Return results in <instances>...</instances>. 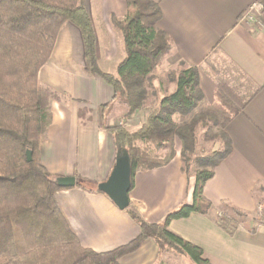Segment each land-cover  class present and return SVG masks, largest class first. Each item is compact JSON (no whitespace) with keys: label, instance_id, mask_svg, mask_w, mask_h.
I'll list each match as a JSON object with an SVG mask.
<instances>
[{"label":"crops","instance_id":"obj_1","mask_svg":"<svg viewBox=\"0 0 264 264\" xmlns=\"http://www.w3.org/2000/svg\"><path fill=\"white\" fill-rule=\"evenodd\" d=\"M151 1L161 12L156 26L172 45L164 59L177 57L199 70L205 103H214L219 76L235 86L246 102L225 128L230 153L204 185L209 211L171 221L168 230L200 248L209 264H264V224L257 219L258 207L264 206V0ZM255 3L261 7L243 21V14ZM82 4L92 24L98 67L115 74L125 52L111 18L125 17L126 0H82ZM84 67L80 31L67 23L37 74L41 87L60 96L50 104L51 122L40 142L39 159L55 179H75L73 188L55 194L58 208L80 245L102 254L139 234L126 212L97 191L118 154L109 129L121 125L128 107L113 99L112 88L101 78L87 75ZM193 187L194 177L182 174L180 156L175 153L163 167L134 175L129 208L146 223L159 224L169 213L192 203ZM118 264L191 263L171 251L159 254L155 243L147 240Z\"/></svg>","mask_w":264,"mask_h":264},{"label":"trees","instance_id":"obj_2","mask_svg":"<svg viewBox=\"0 0 264 264\" xmlns=\"http://www.w3.org/2000/svg\"><path fill=\"white\" fill-rule=\"evenodd\" d=\"M126 6L123 19L111 18L122 36L125 57L115 74H107L98 67L96 40L82 0H0V264H118L147 240L155 243L159 254L171 251L191 264H209L200 248L174 235L168 226L171 221L209 211L211 205L203 196L204 185L230 153L225 128L243 111L246 102L227 99V105L222 103V109H227L220 110L216 117L219 133L210 136L220 147L194 157L195 128L201 120L197 112L208 113L207 108L203 109L197 68L181 62V69L168 75L175 85L174 92L161 99L137 131L127 132L121 125L109 129L116 152L128 153L131 189L137 172L163 167L174 158L175 140L181 144L182 174L194 177L192 203L169 213L162 223H146L129 207L124 210L139 228L138 236L128 244L102 254L83 248L55 199V194L64 189L55 185V178L40 163V142L51 122L50 104L60 100V96L41 87L37 74L49 60L63 25L78 28L84 47V72L101 78L112 88L113 99L126 103L125 118L142 107L147 95L144 83L162 58L172 52V45L156 26L161 18L156 3L126 0ZM218 95L222 97L220 92ZM177 115H190L191 119L185 125H176L173 117ZM149 145L163 148L169 155L156 159ZM27 151L31 152L30 162L26 160ZM77 187L83 189L84 185Z\"/></svg>","mask_w":264,"mask_h":264},{"label":"rangeland","instance_id":"obj_3","mask_svg":"<svg viewBox=\"0 0 264 264\" xmlns=\"http://www.w3.org/2000/svg\"><path fill=\"white\" fill-rule=\"evenodd\" d=\"M114 27V26H113ZM169 55V54H168ZM180 61L177 57H169V58H162L158 68L151 74L150 78L148 81L144 83V86L146 88V98L143 101L142 107L140 110H138L135 114L130 116V118L126 119L125 116L122 119L121 126L126 130L125 126L126 124L130 121L131 123L128 125L127 132H135L141 127V118L142 116H145V120L148 117V115L153 112L159 103L160 98H163L167 95H170L171 93L174 92L175 85L170 82L168 75L170 73H175L176 71H179L181 69L180 67ZM184 63V62H183ZM185 64V63H184ZM186 65V64H185ZM187 66V65H186ZM188 67V66H187ZM217 84L220 87L217 90L216 93V99L214 103L210 105L206 104L204 101V108H207L208 113L200 111L197 112V117H199L200 122L196 125L195 128V135H196V144H195V149H194V157H200L208 154L210 151H215L218 147L219 144L215 142V138L210 137L211 135H217L219 133V130L217 129L216 125V117L218 118L219 111L220 110H226L227 108H223V104L225 102V105L228 104L226 102L227 99H242L243 97L241 96L240 92L238 89L235 88L233 85L225 84L224 80L220 78V76L217 78ZM224 83V84H222ZM222 94V97L218 95L219 92ZM218 96V97H217ZM223 99V100H219ZM243 101L245 99H242ZM229 107V106H228ZM191 119V116H174L173 121L176 125H185L187 124ZM142 121V123L145 122ZM140 127L136 129V127ZM209 132V136L207 133ZM207 135V136H206ZM138 146L140 147H145L141 145L140 143H137ZM151 150L152 157L163 160L167 155H169V152L162 149H157L154 145H149L148 146ZM175 152L177 155L180 156L181 152V144L178 140H175ZM187 155V154H186ZM185 155V156H186ZM194 170V167L191 166L189 171L192 173ZM258 219V218H257Z\"/></svg>","mask_w":264,"mask_h":264},{"label":"water","instance_id":"obj_4","mask_svg":"<svg viewBox=\"0 0 264 264\" xmlns=\"http://www.w3.org/2000/svg\"><path fill=\"white\" fill-rule=\"evenodd\" d=\"M27 162L31 161V152H26ZM130 159L126 151L117 154L109 177L97 186V191L104 194L120 211L129 207L128 194L131 190ZM54 183L61 189L73 188L76 183L72 177L56 178Z\"/></svg>","mask_w":264,"mask_h":264},{"label":"built area","instance_id":"obj_5","mask_svg":"<svg viewBox=\"0 0 264 264\" xmlns=\"http://www.w3.org/2000/svg\"><path fill=\"white\" fill-rule=\"evenodd\" d=\"M260 7H261V5L259 3H255V4L251 5L250 8L248 9V11H246V13L243 14L242 20L243 21L250 20L251 19V12L254 10L257 11ZM257 218L262 224H264V206L258 207Z\"/></svg>","mask_w":264,"mask_h":264}]
</instances>
